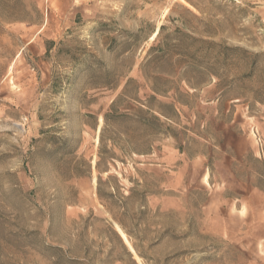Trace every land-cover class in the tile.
I'll return each mask as SVG.
<instances>
[{"label": "rangeland", "instance_id": "rangeland-1", "mask_svg": "<svg viewBox=\"0 0 264 264\" xmlns=\"http://www.w3.org/2000/svg\"><path fill=\"white\" fill-rule=\"evenodd\" d=\"M0 264H264V0H0Z\"/></svg>", "mask_w": 264, "mask_h": 264}, {"label": "trees", "instance_id": "trees-1", "mask_svg": "<svg viewBox=\"0 0 264 264\" xmlns=\"http://www.w3.org/2000/svg\"><path fill=\"white\" fill-rule=\"evenodd\" d=\"M131 81H128L125 85V87L123 88V91L121 92L120 96L117 97V99L115 101L112 102V104L110 105L108 111L106 114H104L103 116V122L104 125L100 131V138H99V154H98V162L96 164L97 168H100V164L104 158L105 155V148H104V133L106 132V128L110 125H116V123H118L119 120H130V115L128 114H121L118 111V107L120 105V103L123 101V96H126V94L128 93V87ZM143 111H139V121L141 123H145L146 119H145V115L146 113H142ZM142 114V115H141ZM161 116L166 117V114H164L163 112L159 113ZM154 120H157V118H154ZM149 148H136V147H130L129 148V152L133 153V154H137V155H146L148 154Z\"/></svg>", "mask_w": 264, "mask_h": 264}, {"label": "bare ground", "instance_id": "bare-ground-1", "mask_svg": "<svg viewBox=\"0 0 264 264\" xmlns=\"http://www.w3.org/2000/svg\"><path fill=\"white\" fill-rule=\"evenodd\" d=\"M155 35H156V32L153 34V37H154ZM99 122L102 123V119H101V118H99ZM97 128H98V127H97ZM99 129H100V128L97 129V131H96L97 133H98ZM95 141L98 142V136H97V138H96ZM96 144H97V143H96ZM93 182L95 183V179H93ZM116 230H117L119 236L121 237V239L123 240V242L128 246L129 250H130L131 252H133V249H132V247H131L129 241L127 240V237L125 236V234H124V233L119 229V227H117V226H116Z\"/></svg>", "mask_w": 264, "mask_h": 264}]
</instances>
